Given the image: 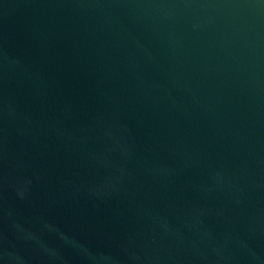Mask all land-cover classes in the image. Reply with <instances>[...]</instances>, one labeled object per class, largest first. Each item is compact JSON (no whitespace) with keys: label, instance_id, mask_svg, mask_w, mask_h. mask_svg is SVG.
<instances>
[{"label":"water","instance_id":"1","mask_svg":"<svg viewBox=\"0 0 264 264\" xmlns=\"http://www.w3.org/2000/svg\"><path fill=\"white\" fill-rule=\"evenodd\" d=\"M0 264H264V0H0Z\"/></svg>","mask_w":264,"mask_h":264}]
</instances>
